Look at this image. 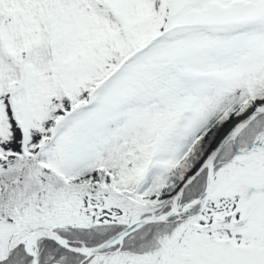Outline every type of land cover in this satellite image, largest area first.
I'll return each instance as SVG.
<instances>
[{
  "label": "snow or ice",
  "instance_id": "1",
  "mask_svg": "<svg viewBox=\"0 0 264 264\" xmlns=\"http://www.w3.org/2000/svg\"><path fill=\"white\" fill-rule=\"evenodd\" d=\"M0 264H264V0H0Z\"/></svg>",
  "mask_w": 264,
  "mask_h": 264
}]
</instances>
